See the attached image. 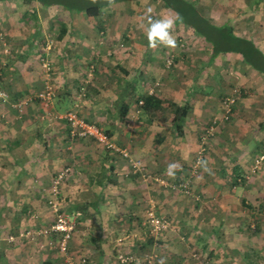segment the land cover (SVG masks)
Returning <instances> with one entry per match:
<instances>
[{
    "label": "crops",
    "instance_id": "1",
    "mask_svg": "<svg viewBox=\"0 0 264 264\" xmlns=\"http://www.w3.org/2000/svg\"><path fill=\"white\" fill-rule=\"evenodd\" d=\"M141 1L148 2L149 9L161 3L164 17L174 20L175 48L150 47L143 29L135 27L133 30L130 25L128 28L129 11H122L120 16V12L112 8L107 9L110 13L99 9L96 15H86L71 13L56 4L44 6L38 1H0V27L13 44L0 42V264H41L46 259L58 264L49 248L42 251L28 239L10 242L7 235L23 225L30 227L52 221L53 213L47 201L51 181L65 166H69L70 171L61 186V204L78 219L69 249L75 258L86 256V264H129L121 261L120 255L131 256L132 260L126 261L132 264L141 259L142 264H149L148 261L150 264H202L194 249L200 244L205 246L206 256L213 259L212 263H227L226 257H231L230 254L236 259L235 254L249 249L250 244L263 252L262 186V196L253 199L250 177L255 175L248 174L243 185L231 186L228 182L235 164L246 172L249 170L254 148L261 146V141L253 136L257 135L254 125L258 123L260 131H264V102H259L262 107L253 105L256 107L252 114L242 118L237 117V112H244L241 109L244 106H237L236 116L218 125L217 135L208 142L207 155L202 159L209 171L199 162L198 166L194 165L200 131L220 112L219 100H214L216 93L201 86L205 87L202 84L218 74V70L210 72L209 67L216 64L213 59L224 52L213 56L212 44L193 27L178 22L177 11L166 6L163 0ZM188 1L196 7L197 16L216 25L230 24L235 32L239 25L251 19L253 30L248 33L246 26L241 34L251 37L249 34L253 32L255 36L251 38L264 51V35H261L264 34V0ZM119 3L122 2L108 6ZM115 17L125 19L123 29L129 42L123 46L114 43L115 33L118 34ZM52 20L63 28L52 27L48 24ZM47 33L53 34L51 43L44 37L40 46L36 44V37ZM38 50L52 61L50 75L45 74L37 59ZM195 50L201 51L197 56L199 61H194ZM170 53L178 66H188L187 70L196 67L195 75L189 77L187 73L186 78L188 81L200 78L196 82L203 80L197 87L190 84L176 88L177 81L185 78H172L171 73L163 75V57L166 59ZM67 55L70 57L66 58ZM186 57L190 60L187 66L181 63ZM203 64L206 68H200ZM155 77L159 80H154ZM135 80L138 84L147 83L142 85L144 93L162 99L163 111L156 112L151 121L144 108L126 95L128 89L133 91ZM45 82L55 85V97L47 113L36 97L30 98L21 110L15 106L17 100L42 88ZM260 94L264 95V90L245 98L254 102ZM124 97L126 111L121 104ZM170 100L188 104L180 133L171 122ZM71 106L77 107L86 119L108 129L116 145L139 160L141 168L135 171L127 156L104 148L90 137H71L67 121L55 116ZM260 109L263 110L261 117L251 121ZM249 137H253L252 140ZM173 162L181 166L174 178L167 175V166ZM183 178L190 179L191 185L204 194L202 199H194L192 204L186 201L188 194L184 195L183 191L178 194L181 190L177 185ZM180 195L185 197L179 200L176 196ZM244 199L253 207L244 206ZM167 205L169 209L165 210ZM149 206H153L155 213H173L171 218L178 230L168 225L165 231L172 233L173 238L163 236L165 229L159 233L151 229L147 217ZM255 206L262 211L259 220L256 218L258 231L251 238L242 234V226L247 222L246 216H251L248 211H257ZM207 210L211 215L208 219ZM204 231L209 232L206 238ZM148 236L153 240L148 241ZM169 242L172 244H167ZM229 244H232L230 252ZM220 245L225 249H220ZM152 255H155L153 259Z\"/></svg>",
    "mask_w": 264,
    "mask_h": 264
},
{
    "label": "rangeland",
    "instance_id": "2",
    "mask_svg": "<svg viewBox=\"0 0 264 264\" xmlns=\"http://www.w3.org/2000/svg\"><path fill=\"white\" fill-rule=\"evenodd\" d=\"M126 0H118V1H115V2H112L111 4L113 3H116V2H122V3H119L115 6H108V5H111V4H107V5H103V6H100V9L103 10V11H106L107 13H110L107 9H114L115 11H118L120 12L119 15L121 16L122 14V11H129V14H128V18L130 19V22L128 24V28H129V25L132 27V29L134 30L135 27H138V30L141 29L140 25L141 24H147V20L149 17L153 18V19H156V18H167V17H164V14H165V9H162V6H161V3H158L156 5H154V7H151V9H149V6L150 5L148 2L147 3H144L143 1L141 0H130L128 3H125ZM152 1V0H151ZM127 4L129 7H125L124 4ZM108 6V7H106ZM130 6L132 8H130ZM49 8H53V6H50ZM71 13H74L75 11H72V10H69ZM156 14H155V13ZM114 13V12H113ZM169 15L171 17H174L173 15H171L169 13ZM135 17V19H134ZM114 20V19H112ZM115 24L114 26L117 28L116 30H118V34L115 33V40H114V43L115 45H120V46H123L125 44H127V42H129V40H127V35L124 33V21L125 19L123 17H120V18H117L115 17ZM134 20V23L132 22ZM245 23V24H244ZM39 24L41 25V23L39 22ZM48 24L52 25V27H57L58 29H61L63 28L62 26H60V24L57 22V21H49ZM103 25V24H101ZM238 25V24H237ZM104 26V25H103ZM246 26H247V32L249 33L250 31H252V23H251V19L247 20L246 22H243V24L240 26H238L239 28L236 30L237 34L239 35H242V31L243 29L246 30ZM36 27V25H35ZM193 27V26H191ZM194 31H195V28L193 27ZM242 30V31H241ZM249 30V31H248ZM56 32V31H55ZM196 32V31H195ZM197 33V32H196ZM199 35V34H198ZM251 37L252 36H255V34L252 32V34L250 33L249 34ZM262 36L264 34H261ZM102 36V35H101ZM199 36H202V35H199ZM45 37V40L46 42H48V44L51 43V39H53V34L52 33H47L46 35H44L43 37L42 36H37V40L38 42H36V44H38L39 46L41 45L42 43V39H44ZM61 37V36H60ZM140 37V36H139ZM49 38V39H48ZM140 39V38H139ZM3 41H5L6 43H9V44H12L9 40H8V34L6 33V31L2 28H0V42L3 43ZM44 41V40H43ZM131 42V41H130ZM141 43V41H139V44ZM184 43V41H183ZM13 45V44H12ZM14 47V46H13ZM16 47V46H15ZM161 56H162V52H160ZM194 61H199L197 60V56H200L201 55V51L200 50H195L194 52ZM38 56H39V50L37 51V59H38ZM164 56H165V53H164ZM196 56V57H195ZM66 58L70 57L69 55L65 56ZM227 57V58H226ZM164 58V61H165V64L164 66L162 65V71H163V75H169V73L173 74V75H170L172 78H177L178 80H183L184 78V81H177L178 83L177 84V87L176 88H179L181 87V89L185 86V85H190L192 84L191 86L194 88V87H197L196 85L200 84L201 81L203 80H200V82H196L197 80H199L200 78H196L194 80H187L186 76H187V73L189 75V77H191V75H195V69L196 67H192L190 69L187 70V65H188V62L190 61L188 59V57L185 58V61H181V63H184L185 66L187 67H183V66H178V64L176 63L177 61H175V57L171 55L167 56L166 59L165 57ZM170 59V62H168ZM188 59V61H187ZM41 61V58L39 59ZM168 60V61H167ZM233 61L232 63H229V64H226L225 62L226 61ZM192 61V60H191ZM213 61H217L216 64L212 63L209 67V71L212 72V73H215L217 70H218V74L215 73L214 76H211L210 79L208 80V82H204V84H202L203 86L205 87H202V89L205 88V90H208V89H211L213 90V92L216 93V97L214 98L215 101L219 100V105L218 106V112L219 113H216L213 117H211L208 121V123L206 122L204 127H209L210 125H212V129L214 131V129H217L218 128V125H220V118L222 119V117H225V111L224 109L222 108V105L224 103L223 99L222 98V95L227 96V97H230L231 93L234 95L233 92H236L238 94L234 95L236 100V108L237 106H244V108H241L243 109L244 112H240L238 111L237 112V117H244V116H249L251 115L252 111H253V107H256V106H263L261 104H263L264 102V95L263 94H260V96H257V99L253 102L251 101L250 99H246L245 97L251 95L252 97V94L255 93V94H259V91H263L264 90V76L263 74H261L259 71L255 70L254 68L248 66L247 64H245L242 60V57L239 55V53H234V52H224V53H219L215 59H213ZM220 62V64H218ZM42 63V61H41ZM222 63H224L223 65H221ZM178 67V68H176ZM206 68L203 65H200V68ZM194 68V69H193ZM171 71V72H170ZM191 74V75H190ZM159 75V74H158ZM153 76H155L153 74ZM157 76V75H156ZM184 77V78H182ZM199 77V76H198ZM191 79V78H190ZM154 80H159L158 78L155 77ZM153 81H149V85L150 83H153ZM156 83V82H155ZM197 83V84H196ZM147 83H143V85H146ZM178 84L180 86H178ZM211 84V85H210ZM207 86V87H206ZM151 87V86H150ZM189 88V87H188ZM187 89V87H186ZM240 93V94H239ZM230 95V96H229ZM231 98V97H230ZM261 104H260V103ZM253 105H256V106H253ZM247 109V111H246ZM264 110V108H263ZM263 110L260 109L259 111H256V114L253 115V119H251V121H256L257 117H261L262 113H263ZM230 116V115H229ZM236 116V113H235V110L234 112H232L231 116H230V120H232L233 117ZM213 120H215L213 122ZM262 120L264 121V117L262 118ZM245 121H248V120H245ZM260 121V120H259ZM258 121V122H259ZM257 122V123H258ZM246 123V122H245ZM259 125L260 123H258V125H254V128H256V132H257V137L256 136H253L254 139L256 140L257 138L261 141L260 145H262L261 148H263V151H264V131H260V128H259ZM203 127V128H204ZM108 130V129H107ZM260 131V133H258V131ZM109 131V130H108ZM253 137H249L250 140H252ZM203 141L202 140V144L201 146L199 147V149H201V147H203ZM205 143V142H204ZM260 149V148H259ZM203 151V150H202ZM254 157V156H253ZM230 164L232 163V161H228ZM230 164H228L230 166ZM252 166V165H251ZM250 166L249 168V171L250 172H247V174H250L253 173V175H255L254 177H250L252 180V182L250 184H253L252 188V192H251V198H260L262 195V191H264V159L261 160V165L260 167L257 169V170H254L253 171V168ZM253 171V172H252ZM254 179H259L260 181H255ZM229 185V184H228ZM262 186V191L260 189V187ZM257 187V188H256ZM180 190V189H179ZM195 190V188H194ZM195 192H198L199 193V200L200 198L202 199V196L200 194V191H195ZM182 193V190L181 191H178V194H181ZM202 193V192H201ZM250 193V192H249ZM183 194V193H182ZM203 194V193H202ZM184 195H187L184 193ZM204 195V194H203ZM220 195L222 196L223 194L220 193ZM219 195V196H220ZM176 197H179L180 199L179 200H182L181 197H185V196H176ZM175 197V198H176ZM193 196L191 195H187V200L189 203H192L194 202V198L192 200ZM209 197V196H208ZM210 198V197H209ZM215 198V197H214ZM220 198V197H219ZM248 199V198H247ZM199 200H196V201H199ZM218 200V199H217ZM260 200V199H259ZM203 201V200H202ZM215 201V200H214ZM258 202V200H257ZM184 203V202H183ZM243 205L245 206V204L243 203ZM209 208V207H208ZM165 210H168L169 209V206L167 205V207H164ZM174 211H176V209H174ZM264 212V211H263ZM157 215L161 216V217H164L167 221L169 220V223L170 224H167V226L169 225V227H171L172 230L176 229L177 227H175V224H174V220L171 218L173 216V213H169V212H161L159 213L157 211L156 213ZM207 214H208V210H207ZM199 218H201L199 216V214L197 215ZM210 214L206 215V219L210 218ZM247 219L249 218V216H246ZM264 217V216H263ZM198 225H201L200 223L197 222ZM209 225V224H208ZM25 226V225H23ZM252 226V225H251ZM200 228L204 229V227L202 226H199ZM165 229L163 231V236L166 235L167 237H170V238H173L172 236V233L170 232H165L167 231V227L163 228ZM161 229V231L163 230ZM246 228L244 227V230ZM178 230V228H177ZM160 231V230H159ZM160 231V232H161ZM159 233V232H158ZM181 233V232H180ZM206 233V234H205ZM207 233H209L208 231H204L202 232L203 235H205V238L207 237ZM218 233V232H217ZM243 235L246 234V231H244L242 233ZM250 234V233H249ZM258 234V233H257ZM256 235L255 234H252L251 235H246L247 237H251ZM216 236V235H215ZM162 238V237H161ZM213 238V237H212ZM173 241V240H171ZM232 242V241H231ZM256 242V241H254ZM201 243H202V240H201ZM239 243V242H238ZM167 244H172V242H169ZM174 244V243H173ZM37 245V244H36ZM187 245V244H186ZM232 244H229L227 246V249L229 250L230 252V249L232 248L231 247ZM38 246V245H37ZM164 247V246H163ZM186 248H189L187 246H185ZM225 249L224 246L222 247L220 245V249ZM264 248V246H263ZM38 249H42V248H39ZM48 248H43L42 251H46ZM167 249V247H166ZM194 249L196 250V257H198L199 259L198 260H201L202 261V264H220V262L216 261L214 263H212L213 259H210L208 258L207 255V252L205 251V246H202V244H200L199 247H194ZM54 255V257L57 259L58 261V264H63V256L53 250V249H50ZM194 250V251H195ZM70 251V249H69ZM156 252H158V250H155ZM172 251V250H171ZM242 252L240 254L236 253L235 255L237 256V258L235 259L233 256V254H230V256L226 257L227 258V263L226 261L223 262V264H246L245 259H246V255L244 254L243 251L245 250H241ZM193 252V251H192ZM255 255V254H254ZM256 256V255H255ZM259 256V264H264V249H263V253L258 255ZM74 257V256H73ZM155 257V255H152V259ZM159 258V256H157ZM166 257L167 254H166ZM230 257V258H229ZM257 257V256H256ZM75 258V257H74ZM206 258V259H204ZM77 261L78 259V256L77 258H75ZM150 259V258H149ZM197 260V261H198ZM207 260V261H206ZM88 260H86V262L82 263V264H86ZM229 261V262H228ZM123 262H126V263H129V264H132V262H127V261H123ZM143 261L142 259L139 260L137 263L135 264H142Z\"/></svg>",
    "mask_w": 264,
    "mask_h": 264
},
{
    "label": "trees",
    "instance_id": "3",
    "mask_svg": "<svg viewBox=\"0 0 264 264\" xmlns=\"http://www.w3.org/2000/svg\"><path fill=\"white\" fill-rule=\"evenodd\" d=\"M0 1H2V0H0ZM22 1L25 3L38 1L39 3H41L44 6L56 4V5L62 6L63 8H66L68 10H72L75 12H84L86 15H96L97 13H99L100 6L109 4L108 0H95V2H93V0H22ZM115 1H118V0H113V2H115ZM163 1H164L166 6H169L173 10L177 11V13L179 15L178 22H182L186 25L193 26L195 28V31L198 34L202 35L207 41H209L212 44L213 56L219 52H227V51L239 53V55L242 57V60L244 63L248 64L250 67L259 71L264 76V51L254 42V40L251 37H248L246 35L237 34L234 31L233 26H231L230 24L216 25V24L212 23L211 21L208 22L206 18H202L200 16H197L196 15L197 9L195 6L192 5L193 3L191 1H188V0H163ZM25 14L27 16L29 14V11L27 10L25 12ZM192 16L196 17V19ZM42 42H43V40H42ZM41 53L42 52L39 53L38 59L41 58V61H42V57H46L49 59L51 69H50L48 75H50V73L53 69L52 61L48 56L44 55V53L43 54H41ZM41 66H42V63H41ZM42 69L46 74V71L43 68V66H42ZM137 84H138V82H136V80H135L133 82L134 86L132 87L133 91L131 92V89L130 90L128 89L126 95L128 97H133V100H136V102H138V105L141 108H144L143 109L144 112L150 116L149 120L151 121L153 119V116L156 115V112L163 111L162 99L160 97L154 95V94L144 93L143 88H142L143 84L139 83L138 87H137ZM47 85H51L52 90H53V95H52V98L50 99V101L47 104H45L44 101L42 100V98L37 95V93L40 90L44 89ZM30 93H31L32 97H31V95H28L22 99H25V98H29V99L32 98L33 99L36 97L38 100L41 101L42 105L45 108V113H47V111L50 110V107H49L50 103L52 102L53 98L55 97V85L54 84L52 85L51 83L45 82V84L42 88L37 89L36 91H32ZM233 93H234V95L238 94L236 92H233ZM223 97H224V95H222V98ZM19 100H21V99H19ZM19 100H17V102H15V106L19 110H21L23 108V106H25V104L29 100L27 99V101L25 103H22V105L17 104ZM140 100H142V102H139ZM121 102H122L121 103L122 106H125L122 110L126 111L127 106L125 104H127V101H125V97H124V99H122ZM236 102L237 101H234V103L231 104V108H230V111L228 113V116L226 118H224V117H222V119L220 118V120H219L220 125L226 124L227 122H229L232 112H234V110L236 109ZM168 105L172 108L171 122H172L173 128L177 131V133H180L181 128H182V122H183V119H184L186 112H187V109H188V104L187 103L178 104V103H175V102L170 100V101H168ZM68 108H75L78 111L77 107H75V106H71ZM68 108H66V109H68ZM141 108H140V110H141ZM222 108H223V106H222ZM78 113L81 116H83L80 112H78ZM87 120H89V119H87ZM89 121H92V120H89ZM93 122H95V121H93ZM68 127H69V125H68ZM105 130L109 134V131L107 129H105ZM216 135H217V129H214V131L212 133H207L206 128L205 127L202 128V130L200 131V135H199V141H200V146H201V144H202L201 141L204 140L203 141V149H202L203 151H201V152H199V150L197 151L194 165L197 163V166H198V162L200 160L205 159V157L207 155L208 146H209L208 142H209V140L213 139V137H215ZM109 136L112 139L110 134H109ZM261 147H262V145L258 146L257 148H254L255 153L253 155L254 157L252 159V164H251L253 171L257 170L261 165V161H260L256 164V166H254L255 162L259 158V156L261 154H264L263 148H261ZM104 148H106V147H104ZM106 149H109V148H106ZM113 151H115V150H113ZM263 159H264V157L261 160H263ZM197 160H198V162H197ZM233 167H234V169L231 173V177H230L231 179L229 180L228 183L231 186L232 185L233 186L243 185L248 179L247 172H250V171L248 170L246 172V170L243 167H241L239 164L238 165L235 164ZM251 174H253V173H251ZM186 179H188V178H183L182 182ZM192 189H194L193 185H192ZM194 191H197V190L195 189ZM200 194L202 197L204 196L201 193V191H200ZM195 200H199V198L195 199ZM242 202L245 205H247L248 208L253 207L249 203L245 202V199L242 200ZM255 208L257 209V211H254L252 209H251L252 210L251 211L249 209L250 211H248V212L250 213L251 216H249V218L247 219L246 224H244V226H242V227L246 228L244 230V231H246V235H251V233L255 234L258 231V228L256 227V224H257L256 218L259 220V217H261V216H259V214L262 210L259 209L258 206H255ZM147 240L152 241L153 237L148 236ZM249 247H250L249 249H246L244 251V254L246 255V259H245L246 264H259V256L258 255L263 253L262 250L260 251L259 248H258V250L254 249V246H252L251 244L249 245ZM41 264H53V262L49 259H46V260L42 261Z\"/></svg>",
    "mask_w": 264,
    "mask_h": 264
},
{
    "label": "built area",
    "instance_id": "4",
    "mask_svg": "<svg viewBox=\"0 0 264 264\" xmlns=\"http://www.w3.org/2000/svg\"><path fill=\"white\" fill-rule=\"evenodd\" d=\"M168 61V60H167ZM170 62V59L169 61ZM42 66L46 71V74H49L51 69L49 59L42 57ZM1 94V89H0ZM37 95L42 98L45 104H47L53 95V90L51 85H47L44 89L40 90ZM231 95V96H230ZM231 97H223V108L225 111V117L228 116V113L231 108V104L235 101V96L230 94ZM29 100V98L21 99L17 104L22 105ZM139 102H142L140 100ZM56 117L65 118L69 125V135L71 137H90L94 139L98 144L103 147L109 148L110 150L120 151L124 156H127L131 162L135 171L138 168H141L140 161L133 158L127 150L119 148L116 143L110 138L109 134L106 132L105 128L100 124L89 121L81 116L75 108H68L60 113L55 114ZM215 120H213L214 122ZM212 125L206 127L207 133H212ZM203 147L199 149L201 152ZM264 157V154H261L256 160L255 165L261 161ZM198 162V160H197ZM197 164V163H196ZM70 167L65 166L61 170L57 171L51 181L50 194L47 199L48 204L53 213V219L48 224H41L37 226H22L14 233H9L7 239L10 242H16L24 239L34 241L39 248H49L59 252L63 256V264H82L86 262V256L79 255L77 261L69 251V242L75 233L77 217L74 213H68L62 208L61 204V186L64 182L66 175L69 173ZM178 189L182 190L188 195L193 196L195 199L199 198V194L192 189V185L189 179L180 182ZM34 216V213L31 214ZM147 217L151 229L153 231L159 232V230L167 227L168 221L154 212L153 206L147 208ZM128 259V260H127ZM121 261H131L132 257L120 255ZM150 260V259H149ZM150 264V262L148 261Z\"/></svg>",
    "mask_w": 264,
    "mask_h": 264
},
{
    "label": "clouds",
    "instance_id": "5",
    "mask_svg": "<svg viewBox=\"0 0 264 264\" xmlns=\"http://www.w3.org/2000/svg\"><path fill=\"white\" fill-rule=\"evenodd\" d=\"M95 2V0H93ZM113 0H108V3L111 4ZM141 29L144 30L147 37L149 46L156 48L159 45H163L168 48L176 47V40L172 35V29L174 27V20L171 18H148L147 24H141ZM205 171H209L205 160L199 161ZM180 165L176 162L170 163L167 166V175L170 177L175 176V171L180 169Z\"/></svg>",
    "mask_w": 264,
    "mask_h": 264
}]
</instances>
